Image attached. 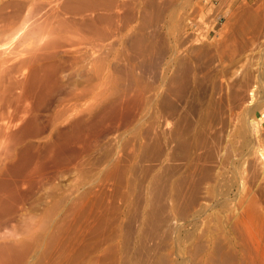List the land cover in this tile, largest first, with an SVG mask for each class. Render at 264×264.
<instances>
[{"label": "rangeland", "instance_id": "rangeland-1", "mask_svg": "<svg viewBox=\"0 0 264 264\" xmlns=\"http://www.w3.org/2000/svg\"><path fill=\"white\" fill-rule=\"evenodd\" d=\"M56 1L53 0V4ZM127 1L124 6L131 3L130 6L121 8L120 13L126 16L132 10V19L121 13L123 19L119 18L120 21L128 20L124 25L117 18L115 22L112 19L100 25L106 28L107 24L118 22L123 29L116 31L119 37H114L118 34L113 29L112 39L106 40L110 45L112 43L109 55L103 52V47L93 53L110 61L105 67L108 73L103 69V63L97 66L95 94L92 92L94 95L88 94L81 101H73L76 105L73 103L74 110L69 112L71 115L67 121H62L54 131L48 133L46 130L40 138L31 139L26 145L30 148L27 153L22 148L1 172V181L6 183V188L13 190L15 196L24 197L26 212L17 211L15 214H19H14L11 221L13 225L9 223L11 227L8 224V228L0 232V264H264V0ZM135 15H138L136 20ZM147 16L146 19L150 17L152 20L144 27L140 26ZM68 21L67 25H72ZM114 23L109 26L114 28ZM58 25L54 21L49 26L47 31H51V36L47 34L45 43L57 44L58 40L61 44L70 37L73 42L83 45L94 39L83 28L75 30L77 26L74 28L73 25L70 27L74 29L70 30L66 25V28ZM134 32L146 37L147 45L156 46L154 50L149 48L146 53L138 54L130 45V36H134ZM120 33H124V39ZM57 34H64L65 38L60 35L58 39ZM147 39L151 40L150 44ZM157 48H163L162 51L167 53L161 52L162 56ZM93 55L90 56L95 58ZM141 55L153 60H146L148 64L154 63H150L152 67ZM115 60L117 65H114ZM188 62L197 68L195 81L187 72ZM86 64L71 67L73 70L67 73L69 77L63 79L60 89L46 101L43 116L53 107L54 97L80 82V70L91 69ZM155 64L161 67L155 68ZM165 69H168L167 73ZM175 70L178 73L172 75ZM22 74L25 77L28 72L24 70ZM161 75L166 77L167 84L173 77L177 78V89L183 96L186 91L185 97L180 93L182 99H173L172 107L169 102L165 109L161 108V96L158 95H162L169 85H162ZM104 76L108 78L105 81L109 86ZM179 80L186 82L180 83ZM64 81L68 82L65 84ZM252 85L255 89L250 103L246 95ZM157 88L160 91L157 92ZM120 97L125 104H121ZM167 108L170 111L173 108L174 116ZM211 109L219 114L215 117L217 121H221L214 118L211 123L214 126L211 133L217 132L213 139L209 137L207 126L204 127L208 132L204 137L210 141V147L199 152L191 146V140L202 133L199 129L203 120H200ZM161 110H167L168 116ZM179 112L186 115L187 121ZM181 115L184 123H180ZM76 119L91 121V132L86 129L79 133L71 131V124ZM180 124H185L183 127L187 129H181ZM174 125H179L182 131ZM174 127L183 133L180 141L183 139L182 143L187 146H183L186 149L180 147L183 151L180 148L174 151L178 156L175 158L173 153L172 160L176 161L167 157L166 161H171L168 165L161 157L164 161L155 159L159 157V138H166ZM187 130L188 134L193 132H190L192 136L187 135L188 140ZM66 132H73V138L67 144L61 142L59 136ZM192 151H196L194 157ZM159 161L161 165L165 164L161 166ZM20 219H24L21 225ZM3 245L14 247L16 253L13 248L11 253L3 250L7 248ZM10 255L13 256L12 263Z\"/></svg>", "mask_w": 264, "mask_h": 264}, {"label": "bare ground", "instance_id": "bare-ground-1", "mask_svg": "<svg viewBox=\"0 0 264 264\" xmlns=\"http://www.w3.org/2000/svg\"><path fill=\"white\" fill-rule=\"evenodd\" d=\"M127 1V0H126ZM126 1H122V0H58L56 1L57 3L56 4H53V0L52 2L51 1H48V0H0V45H5L4 48H2L0 46V232L3 230V228L5 229V227H7V225L9 223L12 224V220H13V216L17 211H20V213L22 211H25V202H24V197H21V196H15V194H13V190H10L9 188H6L7 185L6 183L3 184V181H1V172L2 170L6 167V165L10 162H12L11 160L14 159L16 153L18 151H22V148L25 149V153H27V149H30L28 147H26V145L29 144V141L31 139H34V138H40L41 135H43V133L46 131V130H49L48 133L52 132V130L54 131V129L57 127V125H59L62 121L68 119L71 115L69 112L72 113V109L74 108L73 105L75 104L73 101H78V100H82L83 97H85L86 95L88 96V94L91 96V95H94L95 94V86L97 84L95 83H98V75H97V66L100 64L101 62V66H102V63H103V69L106 70V65L110 62L109 60L106 61V57L104 58H100V55L99 57H96L95 55H93V53H95V51L99 52L100 49L98 48H102L103 47V52L105 51L106 54L109 53V50L111 49L110 47H112V43L111 45L109 44V42H107L106 40H111L112 39V30L115 29V33H117L116 31H119L118 28L123 29L122 28V25L121 24H118L117 25H121V27H118L116 25V23H114L115 21H117V19L119 20V22L123 21L120 19H123V17H120L122 14L124 15V13H120V10L122 11V9H125L127 6H130L126 4V7L124 6ZM136 1V0H135ZM168 2V1H167ZM147 5V4H146ZM151 5V4H150ZM133 6V5H132ZM125 7V8H124ZM116 8V9H115ZM122 8V9H121ZM160 8V7H159ZM129 9V8H128ZM168 9V8H167ZM100 10H102L100 12ZM133 10L135 11V9L133 8ZM142 10V9H141ZM140 11V10H139ZM126 12V11H125ZM140 13V12H139ZM125 16V15H124ZM138 16V15H137ZM137 16L135 15V20L137 19ZM144 16V14H143ZM142 16V17H143ZM128 17V18H133L134 17V12L132 10H129L128 11V14L126 13V16L125 18ZM157 17V16H156ZM52 18H55L53 19V22L55 21V24L56 26L59 24L60 26L64 25L63 27H67V29H70L72 27L70 26H73L74 25V28L75 26H77L75 28V30H77L78 28L82 30L83 28V31H87V33H90L92 35V42H90L89 40V43L88 44H78L76 43L75 41L73 42L71 39L69 38H66L63 40V42L60 44H58V40L56 38H58V34L55 38L54 41L57 40V44L56 43H45V37L47 36V34L51 31H47V29L49 28V26L52 24L50 21V19L52 20ZM117 18V19H115ZM120 18V19H119ZM124 18V19H125ZM127 18V19H128ZM139 18V17H138ZM148 18L147 17H144V19L142 20V25L140 23V26H145L147 25V23H149V21H151L152 19H146ZM154 18V17H153ZM114 22H111V23H114V28H111L110 26L111 23L107 24L106 25V28H103L101 27L100 25L103 24L102 22L106 21V22H109L110 20H112ZM115 19V20H114ZM69 20V21H68ZM126 20V19H125ZM124 20V21H125ZM130 20V19H129ZM64 21V22H63ZM69 22V25L70 23L72 25L68 26L67 25V22ZM124 21H123V25H124ZM128 21V20H126ZM125 21V22H126ZM58 24H57V23ZM134 22V20H133ZM130 23V22H129ZM58 25V26H59ZM110 25V26H109ZM128 26V24H126ZM59 26V27H60ZM61 26V27H62ZM105 26V25H104ZM54 27V25H53ZM62 27V28H63ZM65 27V28H66ZM69 27V28H68ZM116 27V28H115ZM125 27V26H124ZM148 27V26H146ZM72 28V30L74 29ZM127 28V27H126ZM125 28V29H126ZM140 28V27H139ZM142 28V27H141ZM59 30H61L60 28H57ZM65 29V30H67ZM78 29V30H79ZM51 30V29H50ZM64 30V29H62ZM71 30V29H70ZM69 31V30H68ZM130 31V30H129ZM57 32V30L55 31ZM64 32V31H63ZM70 32V31H69ZM72 32V31H71ZM121 32V31H119ZM141 32V31H140ZM62 33V32H61ZM65 33V32H64ZM50 34V33H49ZM53 34V33H52ZM55 34V33H54ZM114 34V33H113ZM118 36L115 34L114 37H119V33H117ZM127 34V33H126ZM135 34V32H134ZM64 35V34H63ZM61 35V37L63 36ZM86 35V33H85ZM124 35V33H120V37ZM131 35V34H130ZM155 35V34H153ZM51 36V34H50ZM111 36V37H110ZM133 36V35H131ZM130 36V41L132 44L130 45H133L134 48H136L138 54L139 52L140 53H146L147 50H150L152 48V46H149L147 45L146 43V37L144 38V36H140V34H135L132 38ZM64 37V36H63ZM66 37L67 34H66ZM113 37V38H114ZM123 39H124V36H122ZM48 38V36H47ZM50 38V37H49ZM53 38V37H52ZM60 38V37H59ZM58 38V39H59ZM65 38V37H64ZM72 38V37H71ZM126 38V36H125ZM127 38H129V36H127ZM54 39V38H53ZM122 39V40H123ZM47 40V39H46ZM51 40V39H50ZM62 40V38H61ZM121 40V38H120ZM127 40V39H126ZM165 40V39H164ZM49 41V40H48ZM110 45L109 47H107V43ZM124 41V40H123ZM151 41V40H149ZM148 39H147V42L150 44L151 42H149ZM153 41V40H152ZM50 42V41H49ZM53 42V41H52ZM60 42V41H59ZM87 42V41H86ZM100 42V43H98ZM103 44H102V43ZM104 42L106 43L104 45ZM165 42H167L165 40ZM124 43V42H123ZM158 43V42H156ZM175 43V42H174ZM177 44V43H176ZM217 44V43H216ZM114 45V44H113ZM159 45V44H158ZM165 45V44H164ZM87 46L89 47V49H87ZM117 46V45H116ZM161 46V45H160ZM163 46V45H162ZM167 46V45H166ZM132 47V46H131ZM154 47V46H153ZM156 47V46H155ZM154 47V48H155ZM159 47V46H157ZM110 48V49H109ZM150 48V49H149ZM154 48H152L154 50ZM166 48V47H165ZM169 48V47H168ZM133 49V48H132ZM161 49V48H160ZM160 49L157 48V50L159 51L158 53L161 54V52H165V50L160 51ZM199 49V48H198ZM102 50V49H101ZM131 50V49H130ZM172 50V49H171ZM185 50V49H184ZM200 50V49H199ZM134 51V50H133ZM146 51V52H145ZM204 51V50H202ZM201 52V51H199ZM111 53V52H110ZM128 53V52H127ZM148 53H150V51H148ZM148 53L146 55H148ZM154 53L153 51L151 52V54ZM167 52H165L166 54ZM176 53V52H175ZM178 53V52H177ZM203 53V52H202ZM157 54V53H156ZM95 56L94 57H91V56ZM102 55V54H101ZM109 55V54H108ZM120 55V54H119ZM127 55V54H126ZM143 55V54H142ZM141 55V56H142ZM144 55L142 57H146L145 61L146 60H150V61H153L151 59H147V56ZM150 55V54H149ZM153 55V54H152ZM158 55V54H157ZM162 55V54H161ZM161 55H159V57H161ZM172 55V54H170ZM205 55V54H204ZM107 56V55H106ZM116 56V55H115ZM154 56V55H153ZM164 56V54L162 55ZM202 56V55H201ZM119 57V56H118ZM127 57V56H126ZM129 57V56H128ZM177 57H180L177 55ZM197 57V56H196ZM108 58V57H107ZM149 58H151L149 56ZM153 58V57H152ZM154 58L156 59L157 57L154 56ZM164 58V57H163ZM198 58V57H197ZM113 60V59H112ZM118 60V59H117ZM121 60V58L119 59ZM144 59H140V61H142ZM159 60V58H158ZM174 60V59H173ZM125 61V60H123ZM157 61V60H156ZM155 61V62H156ZM163 61V60H162ZM168 62V60H165ZM87 62V64L89 65V67L91 69H84L85 68V65L84 67L82 66V69L84 70H80L79 71V76L81 78L80 82H78L77 85H72V86H69L67 89H65L64 91L61 92L60 96H57V97H54V102H53V107L49 110V112L47 113L46 111V115L43 116V113H44V110H45V103L46 101L50 98V97H53L54 96V93L57 91V89H60V85L62 84V81L64 78H68L69 76H67V73H69V70L73 68L74 65H78L80 63H85ZM159 62V61H157ZM156 62V63H157ZM164 62V61H163ZM219 62V61H218ZM115 63H116V60H115ZM121 63V62H120ZM142 64L144 63L143 61L141 62ZM140 63V65H141ZM147 63V61L145 62ZM151 64H154L152 62H150ZM149 63V64H150ZM160 63V62H159ZM178 63V62H177ZM185 63V62H184ZM190 64V66L188 65H185V66H188L189 67V71L187 69V72L189 73V75H191V78L193 81H195V73L196 72V66L192 64V62H188ZM86 64V65H87ZM134 64V63H133ZM147 63V65H149ZM150 64V65H151ZM161 64V63H160ZM172 64V62H171ZM181 64V63H180ZM214 64V63H213ZM111 65V64H110ZM114 65H117L114 64ZM127 65V63H126ZM146 65V66H147ZM149 65V66H150ZM156 67L155 68H159L157 67V64H155ZM164 65V64H163ZM226 65V64H224ZM131 66V65H130ZM138 66V65H137ZM169 66V65H168ZM167 66V68H168ZM172 66V65H170ZM195 66V68H194ZM99 67V66H98ZM129 67V66H128ZM142 67V65H141ZM140 67V68H141ZM145 68V66H143ZM148 67V66H147ZM146 67V68H147ZM152 67V65L150 66ZM188 67H185V68H188ZM78 68V67H77ZM80 65H79V69H80ZM109 69H111L110 67H108ZM107 68V69H108ZM178 68V67H177ZM184 68V66H183ZM181 67V70L183 69ZM193 68V69H192ZM77 69V71L79 70ZM102 69V70H103ZM108 69V70H109ZM151 69V68H150ZM148 69V70H150ZM175 69V68H174ZM173 69V71H174ZM26 70L28 72L27 76L25 77H22V71ZM74 70H75V67H74ZM99 70H101L99 68ZM103 70V71H104ZM131 70V69H129ZM134 70V69H133ZM132 70V71H133ZM144 70V69H142ZM155 70V69H154ZM166 70V69H165ZM168 70V69H167ZM167 70H166V73H167ZM136 71V70H135ZM161 72V70H159ZM164 71V70H163ZM162 71V72H163ZM170 71H171V68H170ZM177 70H175V72L172 73V75H175L177 74L176 73ZM186 71V70H185ZM106 72L108 73V71L106 70ZM146 72V71H145ZM158 72V74L160 73ZM181 72V71H179ZM184 72V70H183ZM106 73V74H107ZM135 73V72H134ZM144 73V71H143ZM148 73V72H147ZM152 73V72H151ZM166 73H164V75H166ZM252 73V72H251ZM25 74V73H24ZM78 74V73H77ZM113 74V73H112ZM131 74V73H130ZM136 74V73H135ZM163 74V73H162ZM71 75V74H70ZM140 75V74H139ZM160 75V74H159ZM157 75V76H159ZM168 75V74H167ZM171 75V76H172ZM20 76L22 78H20ZM111 76V75H110ZM129 76V75H128ZM170 76V78H171ZM180 76V75H179ZM178 76V78H179ZM186 76V75H185ZM183 76V77H185ZM256 76V75H255ZM102 77V76H101ZM108 77V75H107ZM104 76V81L105 79L108 80V78ZM112 77V76H111ZM110 77V78H111ZM163 75L160 76L161 78V83L162 85H166L167 83H165V80L164 78H166L164 76V78H162ZM169 77V76H168ZM167 77V78H168ZM182 77V78H183ZM190 77V76H189ZM224 77V76H223ZM260 77V76H258ZM95 78L97 79V82L95 81ZM118 78V77H117ZM132 78V77H131ZM262 78V77H261ZM75 79V78H74ZM101 79V78H100ZM136 79H138L136 77ZM175 79L177 80V78L173 77L172 79H170V82L169 84L166 85V87L168 86L167 90L163 92L162 95H158L161 96L160 98V105H161V108L162 109H165L164 107L169 103V105H171V102L173 103V101L175 100V98H180L182 99L181 97L184 95L182 94L179 89H177L178 87V84L176 86V81ZM180 79V78H179ZM187 78L185 77V80ZM246 79V78H245ZM73 80V79H72ZM102 80V79H101ZM100 80V81H101ZM106 80V81H107ZM141 80V79H140ZM158 80V79H157ZM168 80V79H167ZM183 80V79H182ZM182 80H179V82ZM184 80V81H185ZM188 80V79H187ZM186 80V81H187ZM191 80V79H190ZM258 80V79H257ZM69 81V80H68ZM68 81H64L65 84L68 82ZM105 81V82H106ZM129 81V80H128ZM127 81V82H128ZM131 81V80H130ZM139 81V80H138ZM183 81V82H184ZM185 81V82H186ZM108 82V81H107ZM106 82V83H107ZM126 82V83H127ZM141 82V81H140ZM178 82V83H179ZM180 82V83H181ZM182 82V83H183ZM184 82V83H185ZM104 83V82H103ZM129 83V82H128ZM161 83L159 84L158 82V85H161ZM189 83V82H187ZM187 83L186 85L184 84L185 88L187 87ZM63 84V85H65ZM102 84V83H101ZM108 84V83H107ZM67 85H70V84H67ZM128 85V84H127ZM161 85V86H162ZM180 85V84H179ZM183 85V84H182ZM181 85V86H182ZM221 85V84H220ZM109 86V84H108ZM141 86V84H140ZM144 86V85H142ZM219 86V85H218ZM104 87V86H103ZM120 87V86H119ZM118 87V88H119ZM153 87V86H152ZM165 87V86H164ZM165 87V89H166ZM221 87V86H219ZM250 89H246L248 92L246 95L247 97V101L249 100L250 103H252L251 101L253 100L252 97L254 98V94L253 91L255 88H253V85L252 86H249ZM145 88V87H144ZM161 88V87H160ZM180 88V86H179ZM182 88V87H181ZM217 88V87H215ZM222 88V87H221ZM105 89L106 86H105ZM120 89V88H119ZM140 89V88H139ZM159 89V88H157ZM162 89V88H161ZM220 89V88H219ZM103 90V89H102ZM184 90V88H183ZM186 90V89H185ZM217 90V89H216ZM215 90V91H216ZM127 91V90H126ZM148 91V90H147ZM160 91L157 90V92ZM202 91V90H201ZM218 91V90H217ZM222 91V90H221ZM92 92H94V94H91ZM102 92V91H101ZM105 92V91H104ZM120 92V91H119ZM138 92V91H137ZM146 92V90H145ZM150 92V90H149ZM161 92V93H162ZM116 93V92H115ZM132 93V92H131ZM180 93L182 94V96H180ZM184 93V92H183ZM221 93V92H220ZM117 94V93H116ZM127 94V92H126ZM109 95V94H108ZM121 95V94H119ZM118 95V96H119ZM123 95V94H122ZM129 95V94H127ZM224 95V94H223ZM89 96V97H90ZM139 96V95H138ZM185 96H186V91H185ZM183 96V97H185ZM221 96V95H220ZM256 96V95H255ZM108 97V96H107ZM135 97V96H134ZM157 97V96H156ZM157 97V98H158ZM240 97V96H239ZM245 97V96H244ZM123 98V96H122ZM120 97V99L122 100L121 104L124 102V100ZM234 98V97H233ZM114 99V98H113ZM124 99H126L124 97ZM130 99V98H129ZM142 99V98H141ZM174 99V100H173ZM184 99V98H183ZM143 100V99H142ZM179 100V99H178ZM176 100V101H178ZM230 100V99H229ZM245 100V102H246ZM129 101V100H128ZM150 101V100H149ZM175 101V102H176ZM72 102V103H71ZM103 102V101H102ZM119 102V100H118ZM139 102V101H138ZM137 102V103H138ZM174 102V103H175ZM74 103V104H73ZM243 103V102H242ZM120 104V105H121ZM125 104V102H124ZM140 104V103H139ZM159 104V103H158ZM157 104V105H158ZM178 104V103H177ZM229 104V103H228ZM234 104V103H233ZM245 104V103H243ZM248 104V103H247ZM76 105V104H75ZM74 105V106H75ZM111 105V104H109ZM123 105V104H122ZM121 105V106H122ZM127 105H128V102H127ZM132 105V104H131ZM151 105V104H150ZM176 105V104H175ZM138 106V105H137ZM159 106V105H158ZM179 106V105H178ZM177 106V108H178ZM220 106V105H219ZM99 107V106H98ZM131 107V106H130ZM169 107V106H168ZM172 107V105H171ZM175 106L173 105V108ZM256 107V106H255ZM125 108V107H124ZM170 108V107H169ZM172 108V109H173ZM180 108V107H179ZM220 108V107H219ZM76 109V108H75ZM105 109V108H104ZM123 109V108H122ZM159 109V108H158ZM171 109V111H172ZM232 109V108H231ZM74 110V109H73ZM91 110V109H90ZM108 110V109H107ZM111 110V109H110ZM118 110V109H117ZM160 110V109H159ZM167 110H169L167 108ZM167 110H161V111H164L166 114L168 113ZM180 110V109H178ZM209 110V109H207ZM170 111V110H169ZM170 111V112H171ZM175 111V110H174ZM182 111V110H181ZM221 111V110H220ZM116 112V111H115ZM119 111H117L118 113ZM160 112V111H159ZM163 112V113H164ZM186 112V111H185ZM190 112V111H189ZM219 112V111H218ZM108 113V112H107ZM116 113V114H117ZM158 113V112H157ZM162 113V112H161ZM176 113V112H175ZM180 113V112H179ZM191 113V112H190ZM201 113V112H200ZM217 113V112H216ZM213 109H211L209 112L207 111L205 114V116L200 120V117H199V120L202 121V124L201 122H197V123H200L201 125V129L200 133L196 138H193V140H191L192 142V145L190 143V145L196 150V151H204L205 149H208L210 147V141L204 137V133H210V136L211 139H213L217 132H213V124L212 121L214 120V118L219 115H217ZM250 113V112H249ZM112 114V113H111ZM172 114V112H171ZM182 114V112L180 113ZM189 114V113H188ZM187 114V115H188ZM231 114V113H230ZM102 115V114H101ZM174 116V114H172ZM184 115V113L182 114ZM181 115V118L179 119L180 120V123L182 122L181 119H182V116ZM200 115V114H199ZM236 115V114H235ZM115 116V115H114ZM119 116V115H118ZM159 116V114H158ZM162 116H165V115H162ZM168 116V114H167ZM179 117V115H176ZM175 116V117H176ZM186 115H184V118L186 119L185 117ZM198 116V115H197ZM107 117V116H105ZM166 117V116H165ZM170 117V116H169ZM167 117V118H169ZM220 117V116H219ZM44 118V119H43ZM111 118V117H110ZM161 118V117H160ZM172 118V116H171ZM184 118H183V122L184 123ZM215 118V119H216ZM162 119H166V118H162ZM161 119V120H162ZM198 119V118H197ZM70 120V119H69ZM68 120V121H69ZM86 120V119H85ZM84 120V121H85ZM107 120V119H106ZM160 120V119H159ZM220 120V119H219ZM218 120V121H219ZM67 121V120H66ZM82 121L81 119H76L75 121L72 122L71 124V131H77L78 133L80 132L81 129H86L87 131L91 132V121L90 122H84ZM163 121V120H162ZM168 121V120H167ZM175 122L177 120H174ZM187 121V119H186ZM196 121V120H195ZM217 121V119H216ZM217 121V122H218ZM221 121V120H220ZM103 122V121H102ZM106 122V121H105ZM130 122V121H129ZM161 122V121H160ZM166 122V121H165ZM171 122V121H170ZM173 122V121H172ZM178 122V121H177ZM214 122V121H213ZM216 122V124H217ZM99 123H101L99 121ZM188 123V122H187ZM190 123V122H189ZM207 123V124H206ZM254 123V122H253ZM98 124V123H97ZM104 124V123H103ZM170 124V123H169ZM174 124V123H173ZM195 124V123H193ZM192 124V125H193ZM215 124V125H216ZM94 125V123H93ZM101 125V124H100ZM162 125V123H161ZM167 125V124H166ZM172 125V124H171ZM181 125V124H180ZM187 125V124H186ZM190 124H188L189 126ZM198 125V124H197ZM259 125V124H258ZM97 126V125H96ZM165 126V125H164ZM169 126V125H168ZM175 127H177L176 125H174ZM183 126H185V124H183ZM181 125V129H183V127ZM194 126V125H193ZM193 126H190V127H193ZM208 128V132L206 131L205 132V129L204 127ZM254 126V125H253ZM172 128V126H169ZM175 127H174V131L172 130L169 135H166L167 137H159L157 136L160 140H159V146L157 147L158 149V155L159 156L158 158H154L156 161L159 160V158H163L165 160V162L169 165V163H171V161L168 163L167 160V157L169 158L168 160H172V157H173V153L175 150H177L178 148L182 147V149L184 148L183 146H187V145H184L183 142V139H182V142L180 141L181 137H182V131L180 128L179 125L177 127V129H180L179 130H175ZM183 127V128H182ZM187 127V126H186ZM190 127H188V129H190ZM195 127V126H194ZM197 127V126H196ZM165 128V127H164ZM198 128H199V125H198ZM187 128H184L183 130H186ZM192 129V128H191ZM162 130V129H161ZM163 130H166V129H163ZM179 131V132H178ZM196 131V129L194 130ZM198 131V130H197ZM204 131V132H203ZM164 131H162V134L164 135L163 133ZM192 132V131H190ZM189 132L188 134V130H187V134L184 133V135L186 134V137L187 135L188 136H192L190 135L191 133ZM229 132V131H228ZM73 133V132H72ZM72 133H61L59 134L60 138L62 139L61 142H66L67 144V141L69 142L71 137H72ZM158 133V132H157ZM166 133V131H165ZM197 133V132H196ZM219 133V132H218ZM258 133V132H257ZM159 134V133H158ZM193 134V132H192ZM148 135V134H147ZM161 135V136H163ZM183 135V137H184ZM197 134H195L196 136ZM74 136V135H73ZM206 136V135H205ZM218 136V135H217ZM78 137V135H77ZM93 137V136H92ZM208 137V138H209ZM236 137V136H235ZM73 138V137H72ZM76 138V137H75ZM191 138V137H190ZM157 139V138H156ZM186 139V138H185ZM184 139V140H185ZM75 140V139H74ZM187 140H188V137H187ZM186 140V141H187ZM222 140V139H221ZM239 140V139H238ZM158 140H155V142H157ZM185 141V142H186ZM190 142V139L189 141ZM187 142V144H188ZM217 142V141H216ZM56 143V142H55ZM236 143V142H235ZM60 144V143H59ZM155 144V143H154ZM158 144V142H157ZM186 144V143H185ZM237 144V143H236ZM56 145V144H55ZM189 145V144H188ZM155 146V145H154ZM236 146V145H235ZM25 147V148H24ZM60 147V146H59ZM150 147V146H149ZM189 147V146H188ZM154 148V147H153ZM169 149V150H168ZM186 149V147L184 148ZM189 150H192L190 148H188ZM187 149V150H188ZM193 149V150H194ZM212 149V148H211ZM179 150V149H178ZM181 150V148H180ZM210 150V149H209ZM214 150V149H213ZM212 150V151H213ZM29 151V150H28ZM31 151V150H30ZM149 151V150H148ZM154 151V150H153ZM168 151V153H167ZM183 151V150H181ZM194 151V153L196 152ZM147 152V150H146ZM180 152V151H178ZM187 152V151H186ZM19 153V152H18ZM24 153V152H23ZM151 153V152H149ZM184 153V152H183ZM189 153V152H188ZM193 153V151H192ZM194 153H193V157H194ZM206 152H204L205 154ZM155 154V153H153ZM157 154V153H156ZM155 154V155H156ZM176 154V153H174ZM234 154V153H233ZM26 155V154H25ZM53 155V154H52ZM78 155V154H77ZM149 155V154H148ZM182 155V154H181ZM198 155V154H197ZM199 158V156H197ZM203 155V154H202ZM145 156V155H144ZM150 156V155H149ZM175 158H177L176 156H178L177 154L174 155ZM191 156V154H190ZM201 156V155H200ZM134 157V156H133ZM156 157V156H155ZM192 157V158H193ZM195 157V158H196ZM17 158V157H16ZM160 158V161L163 160ZM185 158V157H184ZM191 158V157H190ZM203 158V157H202ZM202 158H200L202 160ZM189 159V158H188ZM163 160V161H164ZM174 161H176V159L173 158ZM172 160V161H173ZM184 160V159H183ZM59 161V160H58ZM72 161V159L70 160ZM159 161V162H160ZM199 161V160H197ZM14 162V161H13ZM164 162V164H165ZM196 162V160H195ZM193 162V163H195ZM200 162V161H199ZM218 162V160H217ZM54 163V162H53ZM61 163V162H60ZM187 163H189L187 161ZM193 163H190L189 165L193 164ZM225 163V162H224ZM13 164V163H12ZM67 164V163H66ZM65 164V165H66ZM163 164V165H164ZM173 164V163H172ZM171 164V165H172ZM160 165H161V162H160ZM161 165V166H163ZM170 165V166H171ZM188 166V164H186ZM194 166V165H193ZM192 166V167H193ZM197 166V164H196ZM191 168V166H189ZM199 167V165L197 166ZM196 167V168H197ZM86 168V167H85ZM145 168V167H144ZM164 168V167H163ZM172 168V167H170ZM175 167H173L172 171L174 172V169ZM201 168V167H200ZM43 169V168H42ZM187 169V168H186ZM118 170V169H117ZM132 170V169H131ZM163 170V169H162ZM171 170V169H169ZM41 171V170H40ZM115 171V170H114ZM168 171V170H167ZM203 171V170H202ZM201 171V172H202ZM133 172V171H132ZM206 172V170H205ZM203 172V173H205ZM113 173V172H112ZM167 173V172H166ZM165 173V174H166ZM208 173V172H206ZM164 174V175H165ZM24 175V174H23ZM201 175V174H200ZM169 176V175H168ZM111 177V176H110ZM166 177V176H165ZM164 177V178H165ZM185 177V176H184ZM189 178V177H188ZM28 179V178H27ZM157 179V178H156ZM26 180V179H24ZM155 180V179H154ZM160 180V179H159ZM163 180V179H162ZM170 180V179H169ZM5 181V180H4ZM30 181V180H29ZM28 180L26 182H28L29 184L31 183V181L29 182ZM157 181V180H156ZM167 181V180H166ZM181 181V180H180ZM6 182V181H5ZM160 182V181H159ZM165 182V181H163ZM185 182V181H184ZM195 182V181H194ZM25 183V182H24ZM158 183V182H157ZM167 183V182H166ZM8 184V183H7ZM28 184V185H29ZM38 184H40V182H38ZM160 184V183H159ZM164 184V183H163ZM16 185V184H15ZM33 185V184H31ZM161 185V184H160ZM166 185V184H165ZM167 186V185H166ZM179 186V185H177ZM153 187H156V185H154ZM159 187V186H158ZM163 187V186H162ZM179 188V187H178ZM7 189V190H6ZM53 189V188H52ZM157 189V188H156ZM155 189V190H156ZM159 190V189H158ZM163 190V189H162ZM179 191V189H176V191ZM32 191V190H31ZM160 192V191H159ZM162 192V191H161ZM180 192V191H179ZM156 194V193H155ZM164 194V193H162ZM161 194V195H162ZM158 195V193H157ZM156 196V195H155ZM160 196V195H159ZM175 196V195H174ZM193 197V196H192ZM155 198V197H154ZM128 199V198H127ZM159 199V198H158ZM176 201V199H174ZM178 200V199H177ZM173 201V200H172ZM174 201V202H175ZM177 202V201H176ZM151 203V202H150ZM77 205V204H75ZM155 207V206H154ZM191 207V206H190ZM152 208V207H151ZM154 210V209H153ZM179 210V209H178ZM152 213V212H151ZM19 214V213H18ZM18 214H15L16 216ZM27 214V213H26ZM153 214V213H152ZM180 215H181V212H180ZM20 216L22 217V214H20ZM152 216V215H151ZM153 217V216H152ZM148 219V218H147ZM26 220V219H25ZM12 221V222H11ZM22 221V224L24 223V219H20L19 221V224L20 222ZM152 222V221H151ZM9 224V226L11 225ZM18 224V223H17ZM19 224L17 225V227L19 226ZM13 225V224H12ZM21 225V224H20ZM151 225V224H150ZM11 227V226H10ZM14 227V226H13ZM21 227V226H20ZM151 227V226H150ZM8 228V227H7ZM9 230V229H8ZM14 230V229H12ZM149 230V229H148ZM5 231V230H3ZM151 232V231H150ZM8 233V232H7ZM4 236V235H3ZM20 243V242H18ZM219 243V242H218ZM22 245V244H21ZM127 245V244H126ZM4 246V245H3ZM19 246V245H18ZM4 247H7L3 250L5 251H9V253L12 252V248L14 249V247H8V245L4 246ZM17 247V246H16ZM23 247V245L21 246ZM20 247V248H21ZM3 248V247H2ZM20 248H17V249H20ZM141 248V247H140ZM1 249V248H0ZM16 249V250H17ZM143 250V249H142ZM4 251V252H5ZM14 253L15 252V249L13 250ZM157 251V250H156ZM2 253V251H0ZM212 252V251H211ZM0 253V254H1ZM8 252H6L7 254ZM8 253V254H9ZM231 253V252H230ZM7 254V255H8ZM139 254V253H138ZM228 254V253H227ZM233 254V253H232ZM15 255V254H14ZM11 256V255H10ZM9 256V257H10ZM1 257V256H0ZM8 258V256H6ZM12 257L11 256V263H12ZM137 257V256H136ZM156 257V256H155ZM2 258V257H1ZM160 258V257H159ZM158 258V260H159ZM163 258L165 259V257L163 256ZM227 258V257H226ZM15 259V258H14ZM26 259H27V256H26ZM229 259V258H228ZM227 259V260H228ZM7 260V259H5ZM3 260V261H5ZM23 260V259H22ZM134 260V259H133ZM167 260V259H166ZM1 262V260H0ZM17 262V261H16ZM27 262V261H26ZM168 262V261H167ZM209 262V261H208ZM7 263V262H6ZM210 263V262H209ZM226 263V262H225ZM229 263V262H228ZM2 264V263H1ZM4 264V262H3ZM13 264V263H12ZM24 264V263H23ZM156 264V263H155ZM159 264V263H157ZM161 264V262H160ZM164 264V263H163ZM166 264V263H165ZM230 264V263H229Z\"/></svg>", "mask_w": 264, "mask_h": 264}]
</instances>
